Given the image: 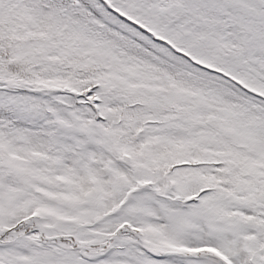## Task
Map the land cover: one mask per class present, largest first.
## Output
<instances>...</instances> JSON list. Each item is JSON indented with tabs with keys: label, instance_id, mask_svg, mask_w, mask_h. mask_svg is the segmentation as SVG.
<instances>
[{
	"label": "trees",
	"instance_id": "obj_1",
	"mask_svg": "<svg viewBox=\"0 0 264 264\" xmlns=\"http://www.w3.org/2000/svg\"><path fill=\"white\" fill-rule=\"evenodd\" d=\"M2 1L0 264H264V0Z\"/></svg>",
	"mask_w": 264,
	"mask_h": 264
},
{
	"label": "rangeland",
	"instance_id": "obj_2",
	"mask_svg": "<svg viewBox=\"0 0 264 264\" xmlns=\"http://www.w3.org/2000/svg\"><path fill=\"white\" fill-rule=\"evenodd\" d=\"M7 0H3L2 4L5 3ZM136 2H139L140 0H135ZM145 1V0H141V3ZM150 2L152 0H149ZM168 3L165 1L160 5H156L153 8L152 4H149V8H145L141 6V9L143 10V16L146 15H151L153 10H159L160 14L164 16V20H163V24H164V29H166L167 31H174V26L176 25V23L178 22V17H180V15H178L177 13H174L175 10L172 9V7L169 5H167ZM65 14V11L61 12V16H63ZM11 14H9L10 16ZM1 24V23H0ZM238 28L242 29L243 25L242 24H238ZM233 30H237L236 26L234 25L233 22H230L228 25L224 26V30H223V34L224 37L227 40H232V35H233ZM87 32V31H86ZM246 34L249 35L251 33L250 29H246ZM252 55L256 56V58H259L260 60L262 58H264V49H260V48H255L253 50V52L251 54H249V56L251 57ZM260 60L258 62V64H260ZM239 64H242V60L238 61ZM255 80L256 81H264V68L263 69H259L257 70V72L255 73ZM123 160H125V158H123ZM53 230V229H52ZM51 229L49 228H45L46 233L49 236H52L54 234L51 235ZM27 238L23 239V242H26ZM204 254H200V256H203ZM193 264H219L216 261L210 259V258H204V259H198L192 262Z\"/></svg>",
	"mask_w": 264,
	"mask_h": 264
}]
</instances>
